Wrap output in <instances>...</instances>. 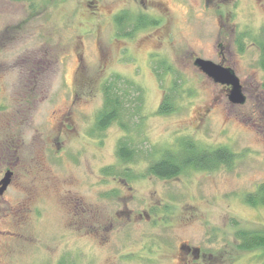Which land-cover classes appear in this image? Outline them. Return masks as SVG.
Returning <instances> with one entry per match:
<instances>
[{
    "label": "rangeland",
    "instance_id": "1",
    "mask_svg": "<svg viewBox=\"0 0 264 264\" xmlns=\"http://www.w3.org/2000/svg\"><path fill=\"white\" fill-rule=\"evenodd\" d=\"M197 58L232 68L246 102ZM108 92L122 110L100 128ZM9 136L33 197L10 200L33 225L9 264H264L238 240L264 233V205L245 200L264 184V0H0V146ZM189 144L235 157L150 172ZM83 216L93 233L72 234Z\"/></svg>",
    "mask_w": 264,
    "mask_h": 264
},
{
    "label": "trees",
    "instance_id": "2",
    "mask_svg": "<svg viewBox=\"0 0 264 264\" xmlns=\"http://www.w3.org/2000/svg\"><path fill=\"white\" fill-rule=\"evenodd\" d=\"M143 19L145 20V18L141 16L136 20L135 30L145 26ZM128 20H130V18H128L126 14L118 18L120 24H124V22H127ZM152 23L154 24V22ZM133 31L127 35H132ZM122 104L121 96L110 92L106 94L105 108L99 115L100 128H105L106 125L119 117L122 110ZM172 108L173 104L169 97H167L161 105L160 111L169 112ZM128 150L127 146L122 144L119 148L121 157L129 158ZM183 151L185 156L180 159V161H176V159H172L170 155H166L160 161L151 165L150 172L159 177L170 178L180 174L184 168L194 166L195 168L210 169L220 164L232 163L235 157V154L226 148L208 151L200 149L198 146L192 144H189V146L187 145ZM245 200L252 206L264 205V184L261 185L255 193L248 194ZM238 235V240L241 241L239 247L242 249L249 250L264 247V233L241 231Z\"/></svg>",
    "mask_w": 264,
    "mask_h": 264
},
{
    "label": "flooded vegetation",
    "instance_id": "3",
    "mask_svg": "<svg viewBox=\"0 0 264 264\" xmlns=\"http://www.w3.org/2000/svg\"><path fill=\"white\" fill-rule=\"evenodd\" d=\"M4 141L6 145L3 142L2 146H0V264H9V243L16 239L21 245H26L28 243L27 240H31L28 238V232L30 231L31 224L33 225V217L30 216L28 211L23 210L24 212L18 214L9 213L12 204L10 200L15 196L17 200H23L21 205L25 206L24 203L30 201L33 197L26 193L25 185L21 178L22 175L19 173L20 170H25L27 166V163H25L27 156L24 154L23 147L19 148V146H16L11 136L5 137ZM27 171L30 173V169H27ZM13 190H15L14 195L11 192ZM26 190L31 192L29 189ZM23 193H26V195L24 196ZM24 208L26 209V207ZM35 219H37L35 222L38 220L43 221L40 212ZM77 219L78 217H75V224L78 223ZM93 222V219L89 216H83V224L86 226H81L79 230L75 226L71 228L70 232L72 234H76L75 232H84L87 235H91L93 233L91 228ZM37 241L40 242L38 238ZM196 251L198 250L194 252ZM59 260L61 261V256Z\"/></svg>",
    "mask_w": 264,
    "mask_h": 264
},
{
    "label": "water",
    "instance_id": "4",
    "mask_svg": "<svg viewBox=\"0 0 264 264\" xmlns=\"http://www.w3.org/2000/svg\"><path fill=\"white\" fill-rule=\"evenodd\" d=\"M195 65L213 78L215 82L229 86V99L231 102L235 104H244L246 102L247 98L241 80L232 68L203 58H197Z\"/></svg>",
    "mask_w": 264,
    "mask_h": 264
}]
</instances>
